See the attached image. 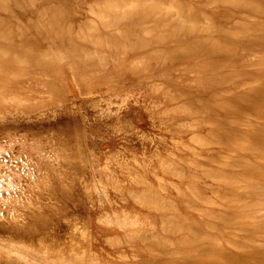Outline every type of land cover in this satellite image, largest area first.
<instances>
[{"label": "rangeland", "instance_id": "rangeland-1", "mask_svg": "<svg viewBox=\"0 0 264 264\" xmlns=\"http://www.w3.org/2000/svg\"><path fill=\"white\" fill-rule=\"evenodd\" d=\"M263 67L264 0H0V264H264Z\"/></svg>", "mask_w": 264, "mask_h": 264}, {"label": "bare ground", "instance_id": "bare-ground-1", "mask_svg": "<svg viewBox=\"0 0 264 264\" xmlns=\"http://www.w3.org/2000/svg\"><path fill=\"white\" fill-rule=\"evenodd\" d=\"M252 60H254L253 58H251ZM255 65V62H253L252 63V66H254ZM259 70H264V67L263 68H260ZM263 85H264V83H263ZM263 118H264V116H263ZM262 137L261 138H256V141H257V145L256 146H252L251 147V145H250V142H248L247 143V145L244 147V150H245V155L247 156V158H248V167H247V169L246 168H238V164L236 163L237 161H235L234 159L231 161V175L230 176H227V178H228V180H226V181H224V182H226L229 186H230V188H231V194H233L234 192H236L237 190H239L240 188H241V185H239L238 183L241 181V178H243L242 177V175L243 174H245L246 172H248L247 174H250V175H254L257 171H262L263 173H264V127L262 128ZM201 141H203V140H201ZM212 141V140H211ZM203 142H205V141H203ZM230 142V141H229ZM238 142V141H237ZM220 143V142H219ZM203 144H206V143H202L201 145L203 146ZM209 144V143H208ZM215 144V143H214ZM218 145V144H217ZM206 146H208V145H206ZM204 147V146H203ZM243 147V146H242ZM232 150H231V159L232 158H234V157H236L238 154L237 153H235V154H232V153H234L235 151H233L234 149L233 148H231ZM2 150V149H1ZM213 152V151H212ZM223 155V154H222ZM221 155V156H222ZM225 156H226V154H224ZM230 157V156H229ZM224 158H228V157H224ZM230 159V160H231ZM229 160V159H228ZM220 163H222V162H220ZM218 164V163H217ZM223 164L225 165V164H227V165H229L230 163H226V162H223ZM223 164H219V165H223ZM202 167H204V165L202 166ZM205 168V167H204ZM210 173V172H209ZM257 173H259V172H257ZM5 174V173H4ZM208 174V172H206V175ZM203 175H204V172H203ZM208 175H211V173L210 174H208ZM216 175V174H215ZM4 176V175H3ZM213 176V175H212ZM221 176V175H220ZM224 176V175H223ZM223 176H221V177H223ZM220 177V179H222ZM9 178H10V176H9ZM209 178H211V177H209ZM213 178V177H212ZM218 178V177H217ZM217 178H213V179H217ZM223 178H226L225 176L223 177ZM247 178V177H246ZM3 179V178H2ZM231 179V180H230ZM205 180V179H204ZM248 180V179H247ZM1 181V180H0ZM10 181V180H9ZM11 181H13V180H11ZM215 181H219V179L218 180H215ZM3 183V182H2ZM12 184V183H11ZM248 184V183H247ZM1 185H3V184H1ZM14 185V184H13ZM208 185V184H207ZM243 185V184H242ZM249 185L250 186H253L252 185V180H250L249 181ZM209 186V185H208ZM2 187V186H1ZM13 187V186H12ZM5 188V187H4ZM11 188V187H10ZM14 188V187H13ZM227 188V187H226ZM2 190V189H1ZM10 190V189H9ZM8 190V191H9ZM215 191H218V190H216V189H214ZM214 191V192H215ZM197 193H199V191H197ZM212 193H213V191H212ZM217 193V192H216ZM216 193H214V194H216ZM220 192H218V194H219ZM1 194V193H0ZM2 195V194H1ZM201 195V194H200ZM205 194H203V196H204ZM227 194H224V196H226ZM210 196V195H209ZM208 195H207V197H209ZM229 196V195H228ZM206 197V198H207ZM230 197V196H229ZM197 198H198V196H197ZM214 200V199H212V198H210L209 197V200ZM221 200H223L224 199V197L223 198H220ZM227 199V196L225 197V199L224 200H226ZM199 200H202L201 198L199 199ZM203 200H205V199H203ZM202 200V201H203ZM223 200V201H224ZM231 200H232V198H231ZM207 201V202H206ZM206 201H203V203H208V200L206 199ZM215 201V200H214ZM211 202V201H210ZM234 202H236V201H234L233 200V203ZM213 203H216V201L215 202H213ZM240 203V201L238 202V204ZM209 204V203H208ZM212 204V203H211ZM231 204V203H230ZM215 205H217V203L215 204ZM218 205H219V203H218ZM223 206V205H222ZM201 209H203V208H201ZM198 210L199 211H201L199 208H198ZM204 210H206V209H204ZM206 212H208L207 210H206ZM210 212V211H209ZM203 214H204V212H202ZM222 213V212H221ZM209 214V213H208ZM206 215V214H205ZM216 215V214H215ZM227 215H229V214H227ZM208 216V215H207ZM209 216H213V217H215L214 215H210L209 214ZM230 216V215H229ZM228 217V216H227ZM216 218V217H215ZM229 218V217H228ZM217 219H220L219 217H217ZM229 220L230 219H228V222H229ZM232 221V220H231ZM227 222V223H228ZM209 226H210V224H208ZM211 225H213V224H211ZM214 227H215V225H214ZM214 227H212L211 226V229L213 228L214 229ZM210 228V227H209ZM219 229V228H218ZM232 229V228H231ZM227 230V229H226ZM221 231V230H220ZM239 231V230H238ZM243 231V230H242ZM202 232V231H201ZM202 234H204V233H202ZM202 234H200V235H202ZM36 235V234H35ZM38 235V234H37ZM207 235L208 234H206L205 236L207 237ZM33 236V235H32ZM204 236V235H203ZM209 236H210V234H209ZM211 237L212 238H215V235L213 234H211ZM14 238V237H13ZM21 238V237H20ZM25 238V237H24ZM201 238H203V237H201ZM201 238H199V239H201ZM208 238V237H207ZM207 238H204V240L205 239H207ZM45 239V238H44ZM43 239V240H44ZM208 239H210V238H208ZM218 239V238H217ZM217 239L215 238V239H212L213 241L214 240H216L217 241ZM27 240V239H26ZM34 240V239H33ZM226 240V242H229V243H231L232 244V246H234L233 244H235L236 245V243H234L233 241L231 242L228 238H226L225 239ZM246 240V239H245ZM249 240V239H248ZM248 240H246V241H248ZM25 241V240H24ZM218 241H220V240H218ZM214 242V243H218L219 244V242ZM30 243H31V241H29ZM201 242V241H200ZM249 242V241H248ZM254 241H252V243H253ZM238 243V242H237ZM250 243H251V241H250ZM28 244V243H27ZM48 245V244H47ZM209 245H211V244H209ZM238 245V244H237ZM49 246V245H48ZM219 247H220V244H219ZM245 247L246 246H241V248H240V246H236V247H234L235 249L236 248H239V249H245ZM249 246H247L246 248H248ZM47 249H49V247L47 248ZM2 250V249H1ZM43 251H46V248L45 249H43ZM42 251V252H43ZM213 251V250H212ZM242 251V250H241ZM248 251H250L249 249L247 250V252ZM25 252H27V251H25ZM47 252V251H46ZM207 252H209V251H207ZM207 252H205V254L207 253ZM45 253V252H44ZM50 253V252H49ZM203 253H204V251H203ZM218 253H220V252H218ZM202 254V253H201ZM8 255H11V254H6V256H8ZM31 255V254H30ZM207 256H208V258L204 255V257L202 256V255H200V257L202 256L203 257V259H205V257L207 258V261L208 262H210V264H224L223 263V261L222 260H220V258L221 259H223V258H228L229 256L228 255H225V254H206ZM209 255H211V257H209ZM12 256V255H11ZM11 256H8L9 257V259H10V257ZM17 256V255H16ZM15 256V257H16ZM237 256V255H236ZM8 257H7V259H8ZM19 257V256H18ZM17 257V258H18ZM22 257H23V255H22ZM37 257V256H36ZM32 258H33V256H32ZM39 258V257H38ZM231 258V257H230ZM16 259V258H15ZM22 259V258H21ZM20 259V260H21ZM40 259V258H39ZM236 259V258H235ZM17 261H18V259H16ZM20 260L18 261V263L16 262V264H19V262H20ZM23 260V259H22ZM43 260V259H42ZM227 260V259H226ZM225 260V262L227 263V261ZM14 261V260H13ZM25 261V260H24ZM30 261H33V260H31L30 259ZM40 261V260H39ZM45 261V260H44ZM236 261H238L237 259H236ZM10 262V261H9ZM231 261H228V263L227 264H229ZM35 263V262H34ZM38 263V262H37ZM10 264V263H9ZM21 264V263H20ZM231 264V263H230Z\"/></svg>", "mask_w": 264, "mask_h": 264}]
</instances>
